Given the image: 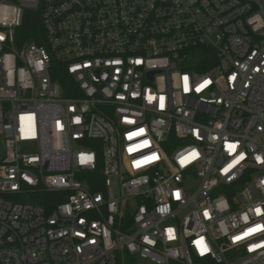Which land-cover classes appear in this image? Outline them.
<instances>
[{
  "label": "built area",
  "instance_id": "built-area-1",
  "mask_svg": "<svg viewBox=\"0 0 264 264\" xmlns=\"http://www.w3.org/2000/svg\"><path fill=\"white\" fill-rule=\"evenodd\" d=\"M0 142V264H264V0H0Z\"/></svg>",
  "mask_w": 264,
  "mask_h": 264
},
{
  "label": "trees",
  "instance_id": "trees-1",
  "mask_svg": "<svg viewBox=\"0 0 264 264\" xmlns=\"http://www.w3.org/2000/svg\"><path fill=\"white\" fill-rule=\"evenodd\" d=\"M39 34H43V25L40 12H28L26 19L21 29V37L19 41H36L38 43H44L43 38L39 37ZM34 202H40V199L31 198Z\"/></svg>",
  "mask_w": 264,
  "mask_h": 264
},
{
  "label": "water",
  "instance_id": "water-1",
  "mask_svg": "<svg viewBox=\"0 0 264 264\" xmlns=\"http://www.w3.org/2000/svg\"><path fill=\"white\" fill-rule=\"evenodd\" d=\"M4 155V147L2 142H0V157H2Z\"/></svg>",
  "mask_w": 264,
  "mask_h": 264
},
{
  "label": "snow or ice",
  "instance_id": "snow-or-ice-1",
  "mask_svg": "<svg viewBox=\"0 0 264 264\" xmlns=\"http://www.w3.org/2000/svg\"><path fill=\"white\" fill-rule=\"evenodd\" d=\"M185 79H187V78H185Z\"/></svg>",
  "mask_w": 264,
  "mask_h": 264
}]
</instances>
